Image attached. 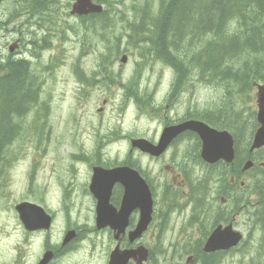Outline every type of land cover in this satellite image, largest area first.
I'll return each instance as SVG.
<instances>
[{"label": "flooded vegetation", "instance_id": "obj_1", "mask_svg": "<svg viewBox=\"0 0 264 264\" xmlns=\"http://www.w3.org/2000/svg\"><path fill=\"white\" fill-rule=\"evenodd\" d=\"M5 1L15 2V0H3L2 3ZM2 3L0 4V90L39 95L42 93L43 84L53 74L51 62L57 57L56 54L52 53V39H57L61 42L65 41V34L61 32V35L56 36V33L53 32L50 26L53 24L52 11L46 6H40V0H30L29 5H14L11 7L12 11L7 13H5ZM99 19L100 14L88 15L78 18V22L81 24L82 22L92 21L95 26ZM160 29V25H158V30ZM6 33L10 36L7 40ZM183 35L184 30L179 29L177 33L173 31L171 39H168L166 43L176 41ZM190 38L194 40L197 36L193 35ZM127 39L125 37L122 45L123 49L119 55L111 59V67L113 68L114 64L117 61L119 62L121 56L124 55L126 62L124 64L119 62L123 66V76L125 74L124 68L127 65L128 53L130 52ZM81 41L84 44L88 40H85L83 36ZM188 41L187 39L186 43ZM150 44L153 49V47H157L160 43ZM91 46V52H93L94 43ZM177 52L178 49H176V55ZM94 53H96L94 54V65L100 66V47ZM160 56L166 58L165 55ZM157 60L162 61L163 59L158 58ZM185 60L189 61L187 64L189 69L173 72V80L169 90L166 96L161 99L162 114L157 122V127L154 130L153 136L145 140L150 143H155L166 129L192 121L203 122L208 128L217 131H226L231 135L233 148L232 161L227 163L219 159L209 164L216 172L224 171L228 174V182L225 184L228 192L227 194L222 193L220 188L221 184H218L220 199L215 201L217 210L213 213L211 219L219 211L217 217L223 222L222 225L226 224L231 226L232 231L239 233L241 236L238 244L227 250L210 253L204 252V244H206L212 234L213 229L216 227L215 225L204 230L201 234L203 238L185 236L184 242L180 243L178 240L173 244L168 243L166 246L160 239L159 231L156 230L155 233H152V241L154 244L150 246L148 240L157 220L155 209L147 230L142 234L141 238L133 242L130 237L138 220L137 212L128 215L125 227L122 230L118 231L109 225H98L96 222L97 200L90 190L95 170L108 172L119 169H135L153 191L154 201H157L160 199L158 198L161 192L159 191L160 188L163 190L165 186H170L175 189L173 183L180 180L179 164L175 156L172 157L171 165H165L163 167L166 170H169L171 167L173 177L168 184L164 185L162 183L159 186L155 177L151 176L147 170H143L135 165L132 154L136 153L151 161H163L166 155L184 139H189V141L194 142V145H196L195 139L197 136L193 131L178 134L171 139L167 149L160 157L152 158L142 156L138 151L131 148L132 140L144 138H138L139 136L132 133L122 135L120 131H115L110 133L111 139L104 142L105 153L103 157L97 155L103 148V145L99 142L97 146L95 142L92 143V149L95 150V154L93 161H88L91 157L85 155L82 146L88 139H102V130L99 127L100 122L90 124L88 119L85 120L84 117L78 115L76 119L75 137V133L70 131L68 123L65 122L64 127L59 129V131V125L52 130L50 139L53 150L59 151L61 159H65L68 156L72 164L70 168L73 171L74 165L77 166L84 162L89 165L90 172H88V181L82 185H78L74 182V178H69L68 180L59 178L62 175V169L60 170L58 178L49 175H43L40 178V170H43L40 169V166L45 165L43 170L45 173L49 160L45 162L39 161L37 165H30L24 173L23 184L18 192V202L13 208L15 234L7 245L3 243L5 239L3 221L0 223V264H87L85 260L86 255H90L92 250L97 246H103L105 241L108 243L111 241L113 244L111 247L113 249L108 250L105 257L107 260L105 261L106 263L104 261H97V264H108L110 254L116 248L121 252L138 251L142 253L143 261L140 262V256L136 253L134 255L135 258L129 259L127 264H231L233 251H236L246 242L244 235L233 228L234 218L244 212H248L247 216L251 215L254 218L255 223H257L260 229V232L256 234L253 240L254 242L251 243L252 249H264V191L262 192L257 186L260 171L264 169V165H262V163L264 164V160L260 157V153L262 150L264 151V148L251 150L253 135L258 128L254 113H250L253 116V118H250L245 108H237L234 104L223 102L216 109L218 117L211 118L209 114V117H207L208 122L205 123L200 118L204 114L202 116L198 115L195 108H192L190 100L180 113L178 111L180 107V103L178 102L179 93L185 90L187 80H191V83H196L189 75L193 72L197 75V71L191 70V59L187 56ZM166 66L171 68L169 65ZM120 72L121 70L115 71L111 68H98L77 73L76 88L85 98L88 96L89 90L96 85L101 86L102 92L108 88L114 90L106 98V101H103L101 104L102 107L96 110L97 114H101L104 111L103 106L106 105V102L115 105V103L110 102V97L114 96L117 84H119V88L122 87L123 89V97L121 100H118V111L123 113L128 104L134 105L135 98L140 93L141 88L135 81V78L140 75L133 72L130 79L126 83H122L123 77H121ZM193 88V86L189 87L187 91H192L194 94ZM146 101L151 108V99L146 97ZM7 107L14 108L12 104H9ZM37 107H43L45 109L41 110L43 113L40 111V115L46 124L47 121L44 115L48 110L47 103L36 102L32 106V109H36ZM20 109L28 110L29 107L23 108L20 106L19 109H6L3 103L0 102V191L2 192L12 179V169L16 158L15 150L11 149L20 135ZM224 110H227L228 113H224ZM28 115L31 116V120L36 124L37 114L29 111ZM6 124L9 125L8 130H6ZM242 124L245 126H241ZM98 130L100 131L99 134H97ZM117 139L128 140L130 148L128 154L124 157H120L118 154L109 156L106 153V145ZM196 140L200 144L201 149L202 144L199 135ZM6 141L8 142L7 147L5 146ZM197 153L199 154V147ZM195 156L196 147H194L193 157ZM246 162H250L251 167L249 166L245 169ZM245 179H247L248 183L245 182ZM112 185L108 203L117 213L124 196L121 177L118 176ZM36 190L40 192L39 201H36L33 195V192ZM55 190H57V194ZM99 192L101 190L97 191L96 195H99ZM236 199L239 201H236ZM52 201L54 203L57 202L55 207H53ZM22 204L41 207L45 213L47 222L26 225L22 220L20 210ZM205 217L202 214L198 218V222L202 226H204L203 219ZM197 233L199 232L197 231ZM249 236L247 235V238ZM108 239L110 240L108 241ZM16 240L23 243L22 247L15 249ZM169 247H173V256L167 257L166 252ZM155 248L160 252L161 257H155L153 255L152 250ZM250 260H252V257H250ZM239 264L250 263L242 262Z\"/></svg>", "mask_w": 264, "mask_h": 264}, {"label": "rangeland", "instance_id": "obj_2", "mask_svg": "<svg viewBox=\"0 0 264 264\" xmlns=\"http://www.w3.org/2000/svg\"><path fill=\"white\" fill-rule=\"evenodd\" d=\"M29 1L30 0H15V2L6 1L3 8L5 13H7L12 11L11 7L14 5H29ZM111 1L113 2L111 10L114 11L115 15L113 20L109 22L111 25L110 29L102 31L100 27H97L95 32H92L84 31L80 27L78 18L69 15L73 0H44V3H46L45 6L52 11L53 24L50 26L53 32L56 33V36L64 32L66 40L61 42L57 39H52V53L57 55L51 62L53 74L48 78L47 82L43 84L42 93L39 94L42 103H47L48 110L44 115L47 121L46 124L41 115H39L36 121L37 127H35L33 120H31V116L28 115L27 118L22 121L20 135L11 149L15 150L16 158L12 169V179L11 182L6 185L3 192L0 191V223L3 221V225H6L8 230H13L4 232L5 238L11 234V237L6 240L7 244L9 240H12L15 234V216L13 208L18 202V192L23 184L24 173L28 170L30 165H37L39 161L45 162L49 160L45 173L43 172L45 165L40 166V169H43L40 170V178H42L43 175L58 178L60 170L62 169V175L59 178H64L66 180L74 178V182L78 185H82L88 181V172L90 171L87 163L84 162L77 166L74 165L73 171L70 168L72 164L68 156H66L65 159H61L59 151L53 150L50 135H52V130L56 126L59 125V131V129L64 127L65 122H67L70 131L75 133L78 115L84 117L85 120L88 119L90 124L100 122L99 127L102 130V139H88L82 146L85 155L91 157L88 161H93L95 150L92 149V143L94 142L96 146L98 142L103 145V148L97 155L101 157L104 156V142L111 139L110 133L112 132L120 131L122 135L132 133L139 136L138 138L147 139L153 136L154 130L157 127V122L162 114L161 99L166 96L169 90L173 80V72L170 68L157 60L156 47L152 49L151 46H146L145 43L141 42L147 36L135 35L131 28H128V26L126 27L125 23L130 21V26L137 23V13L131 11L134 8L133 6H136L134 9L140 10L147 5L149 15L151 16L150 18H155L156 14H158V12L155 13L158 0ZM119 18L122 19L121 22H118L117 19ZM191 27H195L194 31ZM188 28L191 31V35L200 36V32L196 31L197 26L188 24ZM126 35L128 37L127 42L129 43L128 48L130 52H127L128 59L127 65L124 68L125 74L123 76V66H121L118 61L111 69L115 71L121 70L120 75L123 77L122 83H126L133 72L140 75L135 78V81L141 86L138 95L140 100L135 99L134 105L128 104L124 112L120 113L118 111V100H121L123 97V89L122 87L119 88V84H117L114 96L110 97V102L115 103V105L106 102V105L103 106L104 111L101 114H97L96 110L102 107L101 104L103 101H106V98H108L114 90L108 88L102 92L101 86L96 85L89 90L88 96L85 98L77 91L73 72L96 69V65H94V54L96 53H94V51L99 47L101 53L100 68H107L110 64V60L114 56L119 55L120 51L123 49L122 45ZM83 36L85 40H88L84 42V44L81 41ZM9 37L10 36L6 33V40L9 39ZM140 38L141 40H139ZM197 39L198 38L188 41L186 44L185 41H182L181 44L183 46H193ZM92 43H94L93 52H91ZM202 44L203 43H201L200 46L198 44V48L191 52V54L194 55L197 52H202ZM184 51L185 47H182L181 55L184 54ZM189 76L192 80H195L196 83H191V80H185V90L180 92L178 96V102L180 103L178 111L180 113L189 100L192 108H195L197 114L202 115L205 112L212 111L218 106L221 100V94L228 96L225 94L223 88L215 86V83L211 85L209 83L210 79H200L195 72L191 73ZM67 82H69V85L66 84ZM72 83H74L73 87H71ZM257 84L258 83H255L251 92L247 94L248 102L246 104V110L250 118H253L250 113H254L255 115V102L258 95ZM192 86L194 87V94L192 91H187V88ZM0 91L3 90L1 89ZM146 97L151 99V108L143 102L146 100ZM224 113H228V111L224 110ZM99 133L100 131L98 130L97 134ZM75 136L76 133L74 134V137ZM194 146V142L189 141V139H184L166 155L163 161H151L136 153L132 154L135 165L143 170H147L151 176L155 177L159 186H161L162 183H164V185L168 184L173 177L171 167L168 171H165V168L163 169L165 165H171L173 156H175L179 164L180 180L173 183L176 189L173 190L172 187L165 186L163 191L164 194H167V196H163L164 198H172V195L175 194L176 199L171 201V203L165 200H157L154 204L157 220L155 221L153 231L150 233V239L148 240L150 246L154 244L152 241V233H155L156 230L159 231L160 239L164 242L165 246L168 243L173 244L178 240L182 243L187 236L193 238L201 237V235L197 233L198 230L196 226L190 224L191 206L182 201L183 195H181L182 192H185L186 186L183 183V175L180 166L183 163L187 164V171H189V174L185 176H188L190 180V171L194 168ZM129 148L128 140L117 139L106 145V153L109 156L118 154L120 157H124L128 154ZM260 157L264 159V151L260 153ZM197 179L198 178L191 179L193 185H197ZM245 182L248 183L247 179H245ZM257 185H259L258 182ZM200 186L202 189L205 188L203 182H201ZM214 188L215 183L213 182L207 190L211 191L213 194L211 196L208 195L206 199L207 203L205 209L207 211V216L203 219L204 226H201L202 232L211 226V216L217 210V206L214 202V198L216 197ZM159 191L162 192L161 188ZM55 193L57 194V190H55ZM162 194L160 195L161 198ZM33 195L35 200L39 201L40 192L36 190L33 192ZM218 200L219 196L217 201ZM56 204L57 202L54 203L52 201L53 207H55ZM247 213L248 212L241 213L233 220L234 230L242 233L246 242L236 251H233L231 264H239L242 262L264 264V249L256 248L253 250L251 246L256 234L260 232V229L257 223H255L254 218L251 215L247 216ZM247 235H250L249 238H247ZM109 240L110 239H108V241ZM15 243V249L22 247L23 243L21 241L16 240ZM111 245H113L111 241H109V243L105 241L103 246L94 248L90 255H86V263L97 264V261H107L105 257L108 250L113 249ZM152 251L155 257H161L160 252L156 248ZM166 256H173V247L167 249ZM250 257H252V260H250Z\"/></svg>", "mask_w": 264, "mask_h": 264}, {"label": "trees", "instance_id": "obj_3", "mask_svg": "<svg viewBox=\"0 0 264 264\" xmlns=\"http://www.w3.org/2000/svg\"><path fill=\"white\" fill-rule=\"evenodd\" d=\"M101 2L107 7L113 5L111 0ZM136 12L139 14L136 23L138 28L144 34V31H150V36L145 37L149 43L165 44L171 39L173 31L177 33L179 29L184 30L174 52L167 58H161L165 66L181 63L198 48V44L200 46L203 43L202 37L210 36L205 46L206 56L202 62H197V68L209 73V83L223 88L231 99L244 93L247 97L253 83H264V0H158L155 18H150L147 5ZM108 13L105 10L99 19L102 31L110 29L111 25L106 20ZM158 24L161 29L155 31ZM188 24L197 26L196 31L202 36H197L193 46L181 44L187 41L185 34L189 36V41L190 36H193ZM194 28L191 27L193 31ZM131 30L134 32L133 28ZM182 47H185L183 55ZM8 91H0V102L3 104L17 100L19 105L27 108L38 102L37 94ZM25 110L20 109L22 113ZM261 181L264 182V169L261 170ZM218 213L211 219L212 227L221 223Z\"/></svg>", "mask_w": 264, "mask_h": 264}, {"label": "water", "instance_id": "obj_4", "mask_svg": "<svg viewBox=\"0 0 264 264\" xmlns=\"http://www.w3.org/2000/svg\"><path fill=\"white\" fill-rule=\"evenodd\" d=\"M1 1V0H0ZM95 0H75V3L71 7L70 15H88L92 13H99L102 11V6L96 5ZM122 63L125 62V58L122 57L120 60ZM264 85L259 87V111L257 114V121L260 124V128L256 131L253 138L252 149H258L264 146ZM198 123H185L183 125L169 128L165 130L162 134V138L159 141L157 147H153L152 144L145 140H134L131 142L133 148L140 150L142 153H146L150 156H158L164 149L167 142H169L174 136L184 132V131H196L201 137L202 141V159L207 163H214L218 159H223L226 162H231L233 158L232 151V140L228 133H217L207 127H199ZM172 131V132H168ZM248 166V165H247ZM126 173V174H125ZM122 173V170H111L102 171L95 170L92 184L90 187L91 192L95 195L97 200V222L101 226L109 225L113 229L122 230L126 224V218L128 215L135 211H139V220L134 229L132 236L130 237L133 242L135 239L139 238L142 233L147 229V226L151 221L152 207L149 191L142 180H140L137 174H132L131 172ZM121 177V184L123 183L126 194L123 197L119 211L116 213L115 210L109 205V192L112 188L113 182ZM99 195H96V192ZM34 212L39 217L36 222L42 224L43 222V212L32 207ZM26 225L32 223L27 219L24 222ZM241 236L237 232H233L231 226L224 229L217 227L214 232L208 238L205 246L204 252H215L219 250H227L238 244ZM138 251H119L116 248L109 257L108 264H127L129 259L135 258V254ZM141 254V252H139ZM143 261V257H140V262Z\"/></svg>", "mask_w": 264, "mask_h": 264}, {"label": "bare ground", "instance_id": "obj_5", "mask_svg": "<svg viewBox=\"0 0 264 264\" xmlns=\"http://www.w3.org/2000/svg\"><path fill=\"white\" fill-rule=\"evenodd\" d=\"M144 22H147L148 23V21H144ZM143 24H145V23H143ZM147 25H149V24H147ZM159 25V24H158ZM139 25L138 24H135V25H132V26H130L129 28H133L134 29V33H135V35H146V36H150V32H145V34L142 32V30H140L139 28ZM141 27V26H140ZM155 31H158V26H157V29L155 30ZM132 33V32H131ZM134 33H132V34H134ZM188 37L189 36H187V35H185L184 36V38L185 39H188ZM162 64H164L163 63V61H160ZM211 84V83H210ZM212 85V84H211ZM224 86V85H223ZM220 87V86H219ZM221 88V87H220ZM4 92H6V90H3ZM9 92V91H8ZM27 100V99H26ZM10 104H12L13 106H14V108L13 107H7L9 104H3L5 107H6V109H19L20 108V106H22V104L21 105H19V103H18V101L17 100H14V101H11V103Z\"/></svg>", "mask_w": 264, "mask_h": 264}]
</instances>
